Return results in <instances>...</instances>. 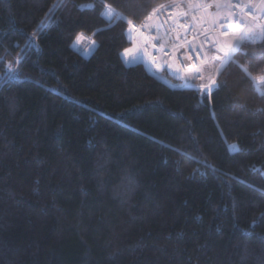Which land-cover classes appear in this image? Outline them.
I'll use <instances>...</instances> for the list:
<instances>
[{
	"label": "trees",
	"instance_id": "1",
	"mask_svg": "<svg viewBox=\"0 0 264 264\" xmlns=\"http://www.w3.org/2000/svg\"><path fill=\"white\" fill-rule=\"evenodd\" d=\"M174 1L0 0V264H264V34L172 88L104 12Z\"/></svg>",
	"mask_w": 264,
	"mask_h": 264
},
{
	"label": "built area",
	"instance_id": "2",
	"mask_svg": "<svg viewBox=\"0 0 264 264\" xmlns=\"http://www.w3.org/2000/svg\"><path fill=\"white\" fill-rule=\"evenodd\" d=\"M212 10V5L202 0H183L172 11L153 10L142 23L125 18L110 6L104 16L110 21L125 19L128 23L131 46L123 53L127 66L143 65L149 74L172 88L211 95L217 79L208 81L207 69L214 38L242 33V44L254 40L255 32L264 27V0H231V15L224 21H215ZM172 67L180 78L176 85L164 76L166 71L173 76Z\"/></svg>",
	"mask_w": 264,
	"mask_h": 264
},
{
	"label": "crops",
	"instance_id": "3",
	"mask_svg": "<svg viewBox=\"0 0 264 264\" xmlns=\"http://www.w3.org/2000/svg\"><path fill=\"white\" fill-rule=\"evenodd\" d=\"M183 0H176L172 3H169L162 7L163 9H167L169 11H172V7L177 2H182ZM218 21H224L225 19H217ZM264 34V30H260V32L257 33V36H262ZM83 35V34H82ZM242 33H236L233 37L229 38H214L213 41V47L210 50V57H211V65L207 69L208 73V81L218 79L226 65L233 60V54L238 51V49L242 45V40L239 38L242 36ZM97 44V43H96ZM98 46V45H97ZM235 49V50H233ZM228 54V55H226ZM221 59L223 60V63L220 64L219 67H217L218 63ZM216 69V70H215ZM172 71L176 72V75L173 73V77L176 78L178 81H180V78L178 76V73L174 67H172Z\"/></svg>",
	"mask_w": 264,
	"mask_h": 264
},
{
	"label": "rangeland",
	"instance_id": "4",
	"mask_svg": "<svg viewBox=\"0 0 264 264\" xmlns=\"http://www.w3.org/2000/svg\"><path fill=\"white\" fill-rule=\"evenodd\" d=\"M206 4H211L212 5V15L215 21L218 22L217 19H228L231 15V0H202ZM112 14V13H110ZM260 30H264V27L257 30L255 32L254 39L257 38V33L260 32ZM84 39L82 40H77L75 41L73 47L76 51H78L80 54H82L85 58H89L92 53L95 51L97 44L94 41V39H88V37H85L83 35ZM91 38V36H89ZM94 42V43H93ZM224 59H221L220 62L218 63L217 67L220 66V64L223 63ZM20 61V59L17 60V63ZM15 67H12L11 65H8V72L11 74L14 73ZM171 70V68H170ZM216 70V69H215ZM171 71L170 73H172ZM174 75H176V72H173ZM164 76H167L166 74ZM232 150H235V147H232Z\"/></svg>",
	"mask_w": 264,
	"mask_h": 264
},
{
	"label": "snow or ice",
	"instance_id": "5",
	"mask_svg": "<svg viewBox=\"0 0 264 264\" xmlns=\"http://www.w3.org/2000/svg\"><path fill=\"white\" fill-rule=\"evenodd\" d=\"M151 17H149V19H150ZM129 23H131V22H129ZM249 31H251L250 29H249ZM245 37L242 35L239 39L240 40H243ZM82 39H84V37H83V35L81 34L80 36H78L77 37V40L79 41V40H82ZM94 43V42H93ZM233 50H235V49H233ZM129 51H131V50H129ZM226 55H228V54H226ZM262 79H264V78H262ZM213 85H215V81H213Z\"/></svg>",
	"mask_w": 264,
	"mask_h": 264
},
{
	"label": "water",
	"instance_id": "6",
	"mask_svg": "<svg viewBox=\"0 0 264 264\" xmlns=\"http://www.w3.org/2000/svg\"><path fill=\"white\" fill-rule=\"evenodd\" d=\"M239 50V49H238ZM236 54V52L233 54V58H234V55Z\"/></svg>",
	"mask_w": 264,
	"mask_h": 264
}]
</instances>
